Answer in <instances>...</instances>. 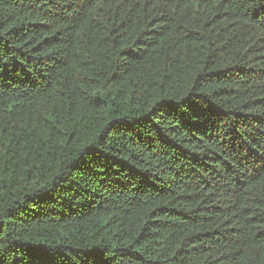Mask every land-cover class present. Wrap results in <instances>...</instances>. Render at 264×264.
<instances>
[{"label": "trees", "instance_id": "obj_1", "mask_svg": "<svg viewBox=\"0 0 264 264\" xmlns=\"http://www.w3.org/2000/svg\"><path fill=\"white\" fill-rule=\"evenodd\" d=\"M0 264H264V0H0Z\"/></svg>", "mask_w": 264, "mask_h": 264}]
</instances>
